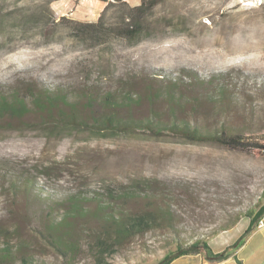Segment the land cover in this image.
Segmentation results:
<instances>
[{
    "label": "rangeland",
    "instance_id": "1",
    "mask_svg": "<svg viewBox=\"0 0 264 264\" xmlns=\"http://www.w3.org/2000/svg\"><path fill=\"white\" fill-rule=\"evenodd\" d=\"M47 1L0 0V98L26 85L73 93L81 86L116 90L132 84L141 92L153 80L160 87L157 78L185 82L191 71L201 80L215 78L214 84L225 85L245 108L236 120L264 134V6L244 7L241 0H164L143 33L148 38L135 45L118 38L90 45L44 18ZM60 1L49 5L55 22L62 16L96 22L112 2L99 12L81 0L53 7ZM114 10L107 13L111 23L118 21ZM165 109L162 104L156 108L161 114ZM147 110L140 104L132 117H144ZM185 110L188 119L206 124L221 117L219 105L203 100L194 114ZM51 122L36 114L19 121L0 118V167L30 175L32 198H65L75 192L92 196L108 185L135 189L143 180H157L171 187L179 238L205 240L214 253L229 254L224 261L189 255L171 264H237L235 258L242 264H264V231L249 233L241 248H230L247 228L243 230L246 212L254 213L264 203V153L144 132L97 138ZM26 198L7 189L0 193V248L7 244L17 253L25 244L20 253L36 264H95L90 238L70 262L53 250L37 233L34 219L40 212L37 217L34 212L42 206ZM174 248L167 228L153 229L123 244L106 263L156 264Z\"/></svg>",
    "mask_w": 264,
    "mask_h": 264
},
{
    "label": "trees",
    "instance_id": "2",
    "mask_svg": "<svg viewBox=\"0 0 264 264\" xmlns=\"http://www.w3.org/2000/svg\"><path fill=\"white\" fill-rule=\"evenodd\" d=\"M53 1L44 6V18L53 24L65 26L76 40L90 45H101L111 38L126 40L135 45L148 36L144 32L151 25L150 17L164 0H140L139 5L129 6L124 0L107 3L96 22L82 23L62 16L57 19L49 8ZM114 8L117 22L108 21L107 13ZM187 81L163 78L160 87L156 81L144 84L141 92L132 84L118 89L102 90L96 86H81L76 92L64 89L37 88L26 85L0 98V118L19 121L28 114L45 117L55 127L70 128L94 134L97 138L132 135L139 132L153 137L171 135L192 144H215L231 150L264 153V134L256 133L245 120L237 121L245 108L227 93V88L215 78L201 80L191 71ZM184 88V90L181 89ZM189 91L190 95L185 94ZM205 103L221 107L219 121L212 125L190 120L186 117V107L190 114L198 111L199 104ZM145 103L148 110L144 117H132L133 112ZM165 106L164 114L156 108ZM27 173H16L0 167V193L7 190L14 196H26L33 205L42 207L34 220L38 234L67 262L80 252L81 242L92 239L90 244L95 264H107L109 257L116 254L123 244L132 238L153 229L167 228L173 234L174 250L156 264H171L189 255H200L206 261H224L229 254L225 251L214 253L205 240L186 242L179 238L175 230V212L172 209L171 187L157 180H143L134 188L105 186L101 194L94 195L75 192L65 198L45 196L31 197L32 180ZM40 192V191H39ZM56 211H61L57 216ZM37 211V212H36ZM249 224L243 234L230 248L237 249L256 222L264 216V203L256 212H246ZM86 235V236H85ZM85 236V237H83ZM83 237V238H82ZM7 244L0 248V264H36L29 255H22ZM237 264L242 262L235 258Z\"/></svg>",
    "mask_w": 264,
    "mask_h": 264
},
{
    "label": "crops",
    "instance_id": "3",
    "mask_svg": "<svg viewBox=\"0 0 264 264\" xmlns=\"http://www.w3.org/2000/svg\"><path fill=\"white\" fill-rule=\"evenodd\" d=\"M68 1H73V0H61L60 1V3H57V4H55L56 6H53V7H56L57 8V5H58V7H59V5L61 4V3H63V4H66ZM108 0H81V3H84L85 5H88V6H92L93 8H95L96 10H98L99 12L103 9V7H104V4H105V2H107ZM125 1H127V3H129L130 5H132V6H137V5H139V2H140V0H132V1H130V0H125ZM53 5H54V3H53ZM60 7H63V6H60ZM59 7V8H60ZM59 13L62 15L63 14V12H62V10L60 9L59 10ZM264 217V216H263ZM248 224H249V221H248V223H246L244 226H243V230H244V227L245 226H248ZM246 228V227H245ZM254 228H256V224H255V226H254ZM253 228V230L250 232V233H253V232H255L256 230H259V232H262V231H264V227L262 228V229H254ZM243 246V244L241 245V247ZM240 247V248H241ZM239 260V259H238Z\"/></svg>",
    "mask_w": 264,
    "mask_h": 264
},
{
    "label": "built area",
    "instance_id": "4",
    "mask_svg": "<svg viewBox=\"0 0 264 264\" xmlns=\"http://www.w3.org/2000/svg\"><path fill=\"white\" fill-rule=\"evenodd\" d=\"M241 4L244 7H262L264 6V0H241ZM264 227V217L260 218L256 222V228L262 229Z\"/></svg>",
    "mask_w": 264,
    "mask_h": 264
}]
</instances>
